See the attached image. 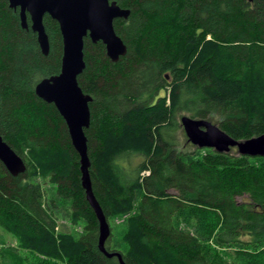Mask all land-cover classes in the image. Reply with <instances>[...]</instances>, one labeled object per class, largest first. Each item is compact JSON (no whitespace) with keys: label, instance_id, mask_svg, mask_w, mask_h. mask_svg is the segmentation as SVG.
Segmentation results:
<instances>
[{"label":"trees","instance_id":"1","mask_svg":"<svg viewBox=\"0 0 264 264\" xmlns=\"http://www.w3.org/2000/svg\"><path fill=\"white\" fill-rule=\"evenodd\" d=\"M110 1L130 11L114 21L127 53L113 63L86 37L77 78L92 98L93 194L108 225L126 216L105 250L123 264H264V157L183 152L180 126L189 116L236 140L264 134V1ZM43 25L47 56L0 0V136L26 166L13 177L0 163V228L17 242L0 235V264H25L26 254L36 264H119L98 249L65 122L35 95L62 56L57 22L45 15ZM35 179L54 185L81 235L56 232L55 201Z\"/></svg>","mask_w":264,"mask_h":264},{"label":"water","instance_id":"2","mask_svg":"<svg viewBox=\"0 0 264 264\" xmlns=\"http://www.w3.org/2000/svg\"><path fill=\"white\" fill-rule=\"evenodd\" d=\"M10 9L19 10L22 29H30L44 56L49 52V40L43 25L48 15L56 21L62 41L60 72L43 78L35 86V95L47 104H52L65 122L71 145L79 157L80 184L85 200L93 210L99 226L98 249L107 258L116 257V252L105 250V241L110 236V227L96 200L89 176L90 161L85 130L90 126L89 104L92 98L83 93L77 78L85 69L84 38L95 44L101 42L108 59L116 63L127 53V47L116 34L114 21L127 20L130 11L120 8L110 0H6ZM249 2L253 0H248ZM264 1V0H262ZM180 126L187 142L198 149H210L219 154L235 151L237 156L264 157V134L246 140H236L217 125L204 119L189 116L180 118ZM0 163L13 177L26 170L24 161L0 136Z\"/></svg>","mask_w":264,"mask_h":264},{"label":"rangeland","instance_id":"3","mask_svg":"<svg viewBox=\"0 0 264 264\" xmlns=\"http://www.w3.org/2000/svg\"><path fill=\"white\" fill-rule=\"evenodd\" d=\"M193 145L190 143L185 145L181 150L183 152H193L194 151ZM201 150V153H203L205 149H198ZM233 154H236L235 151H232ZM36 183H39L44 191L46 192V199L49 200H54L55 201V206H54V214L57 218V224L59 226V229H56V232H60L61 230L72 234L73 237H78L81 235L83 232V223L78 222L76 225L71 224L70 220V214L68 210V205L61 203L57 201L55 198V187L51 183H49L47 180H42V179H35L33 180ZM126 216L120 217V218H115L109 220V227H110V232L112 233L114 239L119 237V233L121 231L122 225L125 222ZM0 235L2 239L4 240V245L5 246H17V242L15 238L10 235L9 233L5 232L2 228H0ZM227 253H230L232 255L233 251L232 250H227ZM25 254V253H23ZM29 258L28 261H25V264H36V261L29 256V254L23 255ZM231 261V258H230Z\"/></svg>","mask_w":264,"mask_h":264},{"label":"flooded vegetation","instance_id":"4","mask_svg":"<svg viewBox=\"0 0 264 264\" xmlns=\"http://www.w3.org/2000/svg\"><path fill=\"white\" fill-rule=\"evenodd\" d=\"M18 11H19V10H18ZM28 27H30V25H28ZM28 29H29V28H28ZM28 29H27V30H28Z\"/></svg>","mask_w":264,"mask_h":264}]
</instances>
